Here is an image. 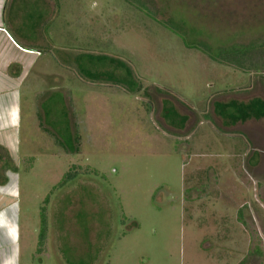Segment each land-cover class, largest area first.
I'll use <instances>...</instances> for the list:
<instances>
[{
    "label": "rangeland",
    "instance_id": "1",
    "mask_svg": "<svg viewBox=\"0 0 264 264\" xmlns=\"http://www.w3.org/2000/svg\"><path fill=\"white\" fill-rule=\"evenodd\" d=\"M41 1L3 20L33 43L47 16L0 92L22 154L13 263L264 264V0ZM230 49L244 68L213 58ZM72 165L90 173L61 183Z\"/></svg>",
    "mask_w": 264,
    "mask_h": 264
},
{
    "label": "crops",
    "instance_id": "2",
    "mask_svg": "<svg viewBox=\"0 0 264 264\" xmlns=\"http://www.w3.org/2000/svg\"><path fill=\"white\" fill-rule=\"evenodd\" d=\"M41 2L47 8L53 4L50 0ZM35 5L34 2L33 6L35 7ZM12 6L13 0H0V92L12 88L14 80L16 81V71L26 66L24 58L29 56L35 59L39 50L44 49L42 44L45 45L39 34V26L43 25L42 22L47 16H43L42 22L38 20L40 16L38 19L35 17L37 26L33 28L34 34L36 33L33 43H29L25 39L18 43L8 33L9 31L4 28L3 20L6 23L13 21H10L9 13L6 11L9 10L10 12L13 9ZM36 7L39 8V4ZM31 62L32 59L28 64L29 66ZM17 67L18 69H16ZM11 127L0 128V264H14L13 260L16 256L14 254L15 243L18 242L19 235L20 210L15 188L17 172L22 168L20 158L22 154H20L15 141V130ZM11 136L12 140L10 139Z\"/></svg>",
    "mask_w": 264,
    "mask_h": 264
},
{
    "label": "trees",
    "instance_id": "3",
    "mask_svg": "<svg viewBox=\"0 0 264 264\" xmlns=\"http://www.w3.org/2000/svg\"><path fill=\"white\" fill-rule=\"evenodd\" d=\"M243 51L239 50V49H230V50H226V51H220L217 54H215V56H213V58L219 62L228 63V64L234 65L236 67L244 68V63H242V61L240 60V55H243V53H244ZM89 74H93V76L95 75L94 77H96L98 75L96 72H93V73L90 72ZM98 76H100V75H98ZM166 116H168V115H166ZM166 118H168V117H166ZM168 119L171 120L172 117L170 116V118H168ZM74 141H75V139H74ZM69 169H70L69 171H67L63 174V177L60 181L61 183L66 182V180L68 181L69 178H75L76 174H78L80 172H83V173L89 172L90 173L89 170L87 172V167H84V168L81 167L80 168L78 165H72ZM61 183H59V184H61ZM46 217L47 216L45 214V208L41 207L40 214H39V222L40 223H39V228H38V232H37V236H36V246H35V252L36 253H42L45 250L44 247H45L46 231H47V225H46L47 218Z\"/></svg>",
    "mask_w": 264,
    "mask_h": 264
},
{
    "label": "flooded vegetation",
    "instance_id": "4",
    "mask_svg": "<svg viewBox=\"0 0 264 264\" xmlns=\"http://www.w3.org/2000/svg\"><path fill=\"white\" fill-rule=\"evenodd\" d=\"M184 119L181 117V119H180V121H183ZM173 120H170V122H172ZM180 126V125H179ZM200 189H201V187H196V188H194L193 187V190H195V191H200ZM190 191V189L188 190L187 189V193ZM197 194V193H196ZM183 195L185 196V194L183 193ZM183 195H181L182 196V199L184 198V196ZM198 195V194H197ZM153 196V198H152V202L155 204L157 201H159L160 200V202L162 201V202H168L169 200H175L176 199V195L175 194H167L166 192H164L163 190H160V189H158V191L154 194V195H152ZM208 244V243H207ZM206 246V245H205ZM204 247V246H203Z\"/></svg>",
    "mask_w": 264,
    "mask_h": 264
}]
</instances>
